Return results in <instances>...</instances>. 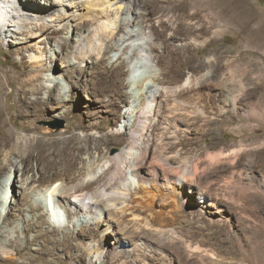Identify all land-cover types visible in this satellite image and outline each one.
I'll return each mask as SVG.
<instances>
[{
	"label": "bare ground",
	"instance_id": "6f19581e",
	"mask_svg": "<svg viewBox=\"0 0 264 264\" xmlns=\"http://www.w3.org/2000/svg\"><path fill=\"white\" fill-rule=\"evenodd\" d=\"M176 1L191 6L190 12H175L169 0H0L1 43L33 68L24 78L16 74L0 83V94L8 86L20 96L17 116L32 118L55 103L60 105L55 117L83 129L74 100L83 92V98L94 101L99 85L109 80L114 96L96 101L109 115L120 108L115 134L124 135L113 153L102 149L103 139H96L94 147L89 145L94 138L45 142L30 121L21 131L8 128L0 106V157L7 170L0 180V264H57L44 259L56 250L69 260L76 257L75 264L87 257L86 264H172L179 252L205 254L172 224L183 207L233 229L228 209L199 187L198 174L221 165L234 168L243 148L213 153L207 146L193 153L182 146L198 122L207 125L227 114L264 122L263 100L252 99L247 84L248 77L264 79V20L246 0H240L246 7L240 20L227 17L228 8L218 0ZM180 16L188 34L180 32ZM226 27L244 37L233 46L232 51L242 50L238 56L223 61L210 52L206 69L194 68L183 77L171 71L172 64L168 72L160 68L166 42L196 49L216 41ZM55 36L62 37L52 42ZM243 52L261 57L242 67ZM124 67L127 91L122 95L116 77ZM173 188L179 204L168 208L166 192ZM195 190L198 197L192 200ZM159 202L164 209L154 211ZM57 220L66 222L55 225ZM55 230L62 239L54 237ZM14 233L24 236L26 255ZM71 234L76 254L70 251Z\"/></svg>",
	"mask_w": 264,
	"mask_h": 264
},
{
	"label": "rangeland",
	"instance_id": "374dc122",
	"mask_svg": "<svg viewBox=\"0 0 264 264\" xmlns=\"http://www.w3.org/2000/svg\"><path fill=\"white\" fill-rule=\"evenodd\" d=\"M218 1L217 4H221L222 7L228 8L227 17L240 20L245 14L246 7L240 0ZM246 1L252 4L264 20V0ZM152 2H157V0H152ZM168 5L173 7L175 12L178 13H184V11H186V13L190 12L191 6L183 7L176 0H169ZM180 19L183 26L180 30L181 34H188V31L184 27V18L180 16ZM200 19H203L202 14L200 15ZM224 29L225 30L218 35L216 41L212 42L209 40L203 47L196 49L183 48L181 42H166L165 45L162 46L163 48L160 49L163 57L160 68L168 72V65L172 64L171 71H180L183 77L194 68L206 69L204 62L207 54L210 52L215 53L217 58L223 61L238 56L239 52L241 53L242 50H232L233 46L235 48L244 38L243 35L240 32H235L234 27H226ZM61 37L62 36L53 37L52 42ZM242 54V61L240 60V66L242 67L245 66V62H252L253 59L261 57L258 55L259 53L250 54L248 52H243ZM59 63L60 62L57 61L58 66ZM122 69L123 70L120 71L121 73L116 77V82L119 83H116V88L118 87L117 89L123 95L127 91L123 84L125 80H127L125 79L127 78V68L124 67ZM32 72V65L11 53L6 43L2 44L0 39V83H5L7 78L14 77L16 74L24 78ZM168 80L170 79L168 78ZM102 84L98 87L101 92L99 91L98 97L93 98L94 101L83 98V92L82 98L77 97L74 100L73 106L76 113L79 115L81 114L80 119L82 120L81 124L84 126L83 129H76L72 121L67 118L55 117V113L60 109V105H56L55 103H52L50 108L42 106L41 112H39L37 116L36 114L33 115L32 118L17 116V101L20 96L15 89L9 88L8 86H4V90L0 94V106L4 113V118L8 122L7 127L15 131H21L22 126L30 121L37 127V130L33 133L40 137L42 139L41 141L48 142L63 136H74L79 138V140L94 138L89 143L91 147H94L96 145V139H103L105 142L107 140V142L102 146V149L106 151V148H109V152L113 153L116 151L114 147L115 143H118L124 137L123 134L121 135L122 137L115 134L121 124L118 117L121 111L120 108L116 106L115 109H118L116 110L117 115H109L107 113L109 110L108 108L97 104L96 98L108 100V97L111 99V97L114 96L109 80L103 81ZM247 84L251 87L249 92L252 99L255 100L257 97H261L264 104V79L256 80L253 76L248 77ZM25 98L26 100H31L30 96H26ZM55 106L57 107L56 109L54 108ZM17 127L19 129H17ZM66 127L70 129L69 133H64ZM194 128H196L194 134L190 135L191 137L189 136L188 142H185L182 146L183 149L185 148L189 152H200L201 149L207 146H212L211 152L213 153L219 152L222 147L226 150L242 147L244 150L234 168L230 165H221L205 171L202 170L198 174L199 187L201 189H209L208 191L214 194L228 209L230 221L234 227L231 229L228 225H224L223 223H210L208 220L197 218L196 215L185 211V207H183V209L178 212L175 222L172 223L174 224L173 226L177 227L185 236H190L194 239V241L202 246L203 250L208 253L205 252L204 254V252H200L188 256L187 253L179 252V255L175 257V261L172 262V264H201L200 261H203V264H264V122H259L254 119L246 120L241 116H230L227 114V116H221L219 119L217 118L216 121H212L207 125L198 122ZM78 145L82 146L84 143L79 141ZM79 156H84V153H80ZM3 160L1 156L0 180H3L5 175H7ZM188 161L189 160H187V162ZM202 163H204V161H202ZM250 168L255 170V175L251 173ZM232 169L235 170L233 174H231ZM229 182L231 183L227 184ZM11 184L12 183L7 184L9 186V191H11ZM15 184L17 185L19 183L16 182ZM153 190L152 188L150 191ZM177 192L175 188L166 192V197L170 204L168 208H172L173 205L177 204V202H175ZM190 195L193 198L192 200H195L198 197V190H195V192ZM47 204L51 210L52 207L49 200ZM159 204L160 202L154 211L164 209ZM177 205L175 208H177ZM58 211L62 212L61 210ZM141 214L145 215V213ZM53 219L55 220L57 217ZM65 222L63 221V223H61L57 220V223L54 224L63 226ZM54 233V237L59 239L63 238L62 232H57V230H55ZM13 235L17 236L16 233ZM69 238L72 244L70 251L76 254V241L74 240V235H69ZM16 239L24 245L22 254L26 255L29 249L25 244L24 236H17ZM85 242L89 243L90 241L85 239ZM170 250L176 255V253H174L176 251L175 246L170 245ZM55 252L57 253L56 255L50 254L49 256H44V259H46L45 261H56L57 264H75V260H77L76 257L74 258L75 260H69L60 250H56ZM88 258L89 257L85 259L84 264L87 263Z\"/></svg>",
	"mask_w": 264,
	"mask_h": 264
}]
</instances>
